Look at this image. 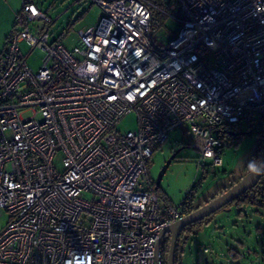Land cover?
I'll return each instance as SVG.
<instances>
[{
	"label": "built area",
	"instance_id": "2783aa9c",
	"mask_svg": "<svg viewBox=\"0 0 264 264\" xmlns=\"http://www.w3.org/2000/svg\"><path fill=\"white\" fill-rule=\"evenodd\" d=\"M92 2L102 16L69 49L21 0L0 52V264H160V233L184 213L154 188V151L187 127L208 171L221 128L264 124V0ZM156 12L180 23L165 46ZM129 113L136 128L121 132Z\"/></svg>",
	"mask_w": 264,
	"mask_h": 264
},
{
	"label": "rangeland",
	"instance_id": "374dc122",
	"mask_svg": "<svg viewBox=\"0 0 264 264\" xmlns=\"http://www.w3.org/2000/svg\"><path fill=\"white\" fill-rule=\"evenodd\" d=\"M34 1L54 20L50 26L51 39H57L69 49L79 44L78 30L95 27L102 16L100 7L92 0ZM19 2L21 6V0ZM40 23L41 21H33L30 26ZM69 23L73 26L66 32ZM179 26L176 18L161 13L158 25L152 27L151 38L156 45L165 46ZM3 29L0 26V35H3ZM21 49L23 52L29 50L24 43H21ZM27 63L33 70H37L41 59L31 52L27 56ZM29 115V111L23 112L24 117ZM117 127L121 132L135 129V114L129 113ZM260 127L257 126L253 133L245 135L239 144L225 146L221 156L222 164L209 167L205 175L204 170L196 163L198 152L189 144L190 133L187 127L176 128L152 154L148 164L150 178L154 182L165 161L179 150L163 174L159 191L172 204H178L188 190L200 182L195 199L200 201L208 198L222 186L238 181L247 173L250 165L254 164L255 152L260 142L256 132ZM242 128L245 131L246 126L243 125ZM84 197L90 198L88 194ZM8 220V212L0 213V232ZM203 248L207 251L203 252ZM182 249L180 264H264V209L247 207L242 213L235 207L219 209L199 231L187 238Z\"/></svg>",
	"mask_w": 264,
	"mask_h": 264
},
{
	"label": "trees",
	"instance_id": "16d2710c",
	"mask_svg": "<svg viewBox=\"0 0 264 264\" xmlns=\"http://www.w3.org/2000/svg\"><path fill=\"white\" fill-rule=\"evenodd\" d=\"M152 1H154L158 4L161 3V0H152ZM159 14H161V13H158V12L155 13L154 20L151 23V35L153 33L152 27L154 25H156V26L158 25ZM79 17H81V16H79ZM72 26H73V24L69 23L67 25L68 29L66 30V32H69L70 29H72ZM12 28H13V26H12ZM243 125L246 126L245 131H242ZM255 129H256V127L254 126V124H250V123L249 124L248 123L226 124L223 128L220 129L219 137L225 141L226 146L228 144L229 145L230 144H236V143L239 144L245 135L253 133L255 131ZM256 134L260 138L259 145H258L257 150L255 152V157H256V161H257L259 159L261 153H262V150H264V124H261L260 130L257 131ZM255 162H254V164L250 165V168L247 170V172L252 169V167L255 165ZM205 168H207V167L204 166V171H203L204 175L206 172H208L207 170H205ZM235 182H237V181H233L232 184H234ZM153 184H154V188H155L156 192L158 193V195L163 200H165L166 202L171 203L159 191V186L155 187V181L153 182ZM199 184H201V183L198 182L194 186H192L188 190V192L185 194L183 199L181 200V206H182V211H183L184 215L192 212L197 207H199L203 203L207 202L208 200L216 197L220 193L224 192L227 188H229L232 185V184H230L227 186L226 185L222 186L212 196H209L208 198L203 199L199 203H196L195 202V194H196L197 187L200 186ZM231 207H235L239 211V213H242V210L244 208H247V207H255V208L264 209V174H262V176L259 178V180L256 182V184H254L252 187L248 188L246 191H244L242 194L237 196L234 200H232L231 202H229L228 204L223 206L221 209H226V208H231ZM211 216H212V214L206 218L197 220L194 223H191V224L185 226L181 230V232L178 236V239H177V245H176L175 255H174V264H180L181 263L182 254H183L182 245L186 242L187 238L190 235H192L193 233L199 231L202 228L203 224ZM169 242H170V235L166 234V236L161 240L160 246H159L160 256H161V263L160 264H166V262H167V253H168V248H169Z\"/></svg>",
	"mask_w": 264,
	"mask_h": 264
},
{
	"label": "water",
	"instance_id": "95a60500",
	"mask_svg": "<svg viewBox=\"0 0 264 264\" xmlns=\"http://www.w3.org/2000/svg\"><path fill=\"white\" fill-rule=\"evenodd\" d=\"M178 151L179 150L172 153L170 157L165 161L164 165L162 166V168L160 169L157 175V178L155 179V187L159 186L165 170L167 169L172 159H174ZM262 174H264V150H262L259 159L252 167V169L248 171L246 174H244L237 182L232 184L229 188H227L224 192L220 193L216 197L203 203L192 212L184 215L181 219H179L175 223L164 228V230L160 233L159 239L157 241L156 249L157 251H159L161 238L164 234L168 233L170 235V242H169L166 264H174V255L177 245V239L181 230L185 226L194 223L197 220L206 218L209 215L215 213L217 210L221 209L223 206L234 200L237 196L242 194L248 188L256 184V182L259 180Z\"/></svg>",
	"mask_w": 264,
	"mask_h": 264
},
{
	"label": "crops",
	"instance_id": "0c3cea01",
	"mask_svg": "<svg viewBox=\"0 0 264 264\" xmlns=\"http://www.w3.org/2000/svg\"><path fill=\"white\" fill-rule=\"evenodd\" d=\"M19 1L20 0H0V26L4 28L3 35H0V52L4 48L7 35L15 24V15L21 9ZM200 201L198 200L197 202L195 199L196 203Z\"/></svg>",
	"mask_w": 264,
	"mask_h": 264
},
{
	"label": "flooded vegetation",
	"instance_id": "af4514ba",
	"mask_svg": "<svg viewBox=\"0 0 264 264\" xmlns=\"http://www.w3.org/2000/svg\"><path fill=\"white\" fill-rule=\"evenodd\" d=\"M206 199V198H205ZM198 202V201H197ZM166 234H168V233H166ZM166 234H164L163 236H162V238H161V240L166 236Z\"/></svg>",
	"mask_w": 264,
	"mask_h": 264
}]
</instances>
